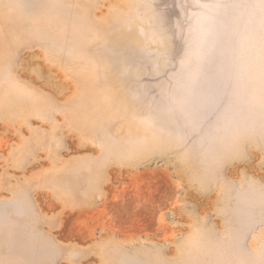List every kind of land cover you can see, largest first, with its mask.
Instances as JSON below:
<instances>
[{
  "label": "rangeland",
  "instance_id": "rangeland-1",
  "mask_svg": "<svg viewBox=\"0 0 264 264\" xmlns=\"http://www.w3.org/2000/svg\"><path fill=\"white\" fill-rule=\"evenodd\" d=\"M0 264H264V0H0Z\"/></svg>",
  "mask_w": 264,
  "mask_h": 264
}]
</instances>
